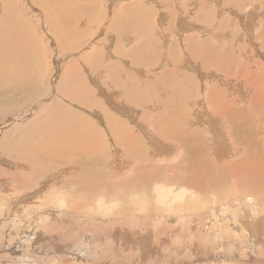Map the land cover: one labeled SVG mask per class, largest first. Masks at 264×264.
Segmentation results:
<instances>
[{"label": "bare ground", "instance_id": "6f19581e", "mask_svg": "<svg viewBox=\"0 0 264 264\" xmlns=\"http://www.w3.org/2000/svg\"><path fill=\"white\" fill-rule=\"evenodd\" d=\"M45 1L47 0H30L29 4H35L36 2V4L46 7L47 3ZM131 1L132 0H130V2ZM139 1L141 0L133 1L134 3H128V5L125 4L126 6L121 5L120 7L114 8L113 11L110 12L111 16L114 15V20L111 23V20H108L109 25L107 28V17H104L100 25H97L95 22V15H92L94 12L89 14V12L84 8L83 13L85 14L86 12V15H89V17L86 18V24L90 26L97 25L98 31L96 37L90 40V42H85L83 44L80 43L81 45H79V47L82 50H77L74 54L70 55L74 59L77 56L76 60L63 66L62 70L58 68L57 64H53L56 71L59 72L60 70L62 72V75L60 74V83L58 81L60 88H58L56 92L57 96H62L63 98L68 100L69 103L76 104L79 107H83L85 109L84 112L89 113V115L96 116L98 118L97 120L101 121L100 125L102 127L99 125L97 120H92L90 117H87L88 114L87 116H84L86 114L79 116L75 115L73 111H70L63 107V103L65 102L62 101L63 103H59V101L57 102L56 100L57 103H54L53 101V104L51 103L52 105H50L49 107L47 106V110L43 109L44 112H46L44 115L42 114L41 116H39L37 120L34 118L33 121L30 120L29 122L24 123H28L26 125L29 126L28 131L21 135V138L17 142H9L5 144L0 143V149L5 147L6 144L13 143L14 146H16V148L21 151L19 154H22L24 151L32 153V157L30 159L31 162L26 165L32 176L30 177L29 173H27L29 176L27 175L25 176V178H23L20 175L21 172L20 174L17 173L14 177V181H16V185L14 184L15 186L21 185V187L24 188L30 186L31 188L32 185L35 187L40 180L46 178V181L48 180L49 182L48 184H46V186L49 187L51 191L57 187L59 190L56 192H51L49 189H47L50 192L46 194H40L39 191V193H37L35 196L28 195L27 197L22 199V201H20V205L22 206L21 208L18 209L19 205H17V207L15 205V215L12 216L13 219H15V223L11 220V222H8L9 224H12V226H19V223H21L20 227L22 228V233L20 234L22 238L23 235H25L24 238H26L27 240L30 239L31 241V243L29 244H34L35 246L39 245L41 247L40 244L41 242H43L42 240H44L45 237L48 236V238H50L52 234L62 233L60 232V227L63 224V221L65 223L66 220L64 219H68L70 221L72 218V221L76 223L78 221L74 217H82V214L85 213L87 214L85 217V224L93 226L95 225V227L96 225H98L99 227H104L103 232H100L101 230L98 232L97 230V233L95 232V235L103 238L105 233H110V236L113 239H117L118 236H121L123 242L130 244V246L132 247H139L136 250L138 252V250L140 249L142 252H138L139 255H136L139 258L133 257V255H135L134 253L131 254V257H133V264H146V260L148 258H152L154 260V264H166L167 262H173V260L176 259V257L174 259L173 257H169L167 255L168 258L171 259L162 260L161 257L166 255V252H160L161 250L158 253V250L153 251L154 253H157L156 258L155 255L148 257L147 238L149 236L146 238L145 236L140 237L137 234L139 233V231L144 230H151L155 234H159V236L165 234L167 236L168 234L170 237H173L175 232L177 233L180 230V232L177 233V236L175 235L176 237L174 239L176 242L181 243V246L183 244L184 247L188 249V254L181 256L182 258L179 261L180 264H186L187 261L185 263V259H187L188 255H192L197 250H202L205 254V256L202 257L203 261L198 262L199 264H240L234 262L241 261L243 264H248L245 259H248L250 261L253 259L257 260L254 262H250V264H264L263 62L261 63L254 61L253 55L249 54L248 50H245V52H247L245 53L243 49L240 50L238 46H235L232 38L230 39L229 37L228 40H230L226 41V30L223 31V33L225 32V36L223 35V33L222 35L220 34V36H223L222 40H218V42L215 43L211 42L212 39L211 41L204 38L202 39V37H204V34L202 33L203 30H201V27H198L197 30L199 31H195L193 33L192 29V34L189 35L188 38L184 39L186 47L183 48V51H181V53H179L178 50L174 49L177 48V43L173 45L174 48H167L168 50L166 49V53L162 51L165 49V47L164 49L160 50L161 52L165 53L162 54L161 57H165L164 59L169 64L167 62H163L162 60L160 61H162V65H164L165 68L168 67V70L162 73L159 77L158 74L157 77L152 74V78L154 80L153 82H155L153 86L151 85V82H148L149 79L147 78H144V81H134L132 78H130V74H125V69H128V66L127 68H125L120 64L119 67L118 63H108V61L111 59L113 60L117 57V55H119V61H122L123 63L126 62V64L128 65V60L132 58V61L134 63H143L145 65V73L147 72L146 74L149 73L151 66L154 64V56L151 57L150 52H148V48L150 47V45L149 47L144 45L147 44V42H143V46L141 45V43L138 44V42L136 46H133L134 44H132L131 47H134L133 53L129 51L131 47L127 45V43L131 40V38L134 36V33L136 32V29L131 28L132 22L134 23L135 19L140 18L133 17L135 15V13L133 12V7L136 8L135 4L140 3ZM155 1L158 0H154V2ZM191 1L193 2V0H186L185 2H188L191 5ZM119 2L120 1L118 0L117 4H119ZM195 2L198 3L197 0ZM200 2L201 3H199L198 6H203V1ZM216 2L214 1L213 4ZM50 3L51 2H49V5ZM252 3L255 7L252 8L251 11L256 12L255 10H257L260 6H258L259 2L256 3L255 0ZM66 4L68 5V3ZM238 4L241 9L244 7V4L241 1ZM260 4V8H264V0H261ZM19 5L20 4L17 3V0H0V89L4 90L7 93L6 95L8 96H15L16 92L20 93V91L23 92L24 90L28 89H35L37 93L33 94L35 95L34 98L33 95H30L32 96L31 99L33 98V101L39 100L38 103L39 105H41V103L43 102L40 101L44 100V98L41 96L42 91L39 87V84L42 83L43 80H45L44 74L46 73L45 69L47 67L44 69V66H40L46 62V53L43 51L41 40H39L33 34V27L30 25L31 28H29L27 21H24L25 25L21 21V17L18 13L20 8ZM94 5L95 2H91L89 10L92 11ZM54 7H56V5ZM64 7L65 6H63L62 8ZM209 7H211V5ZM209 7L207 8L208 10L210 9ZM65 8H67V6ZM201 8L199 7L198 12L196 11V14L194 16L197 21L200 18H203L204 20L206 16L205 12L207 11V9L206 11H201ZM79 9L80 8H78V10ZM212 9L215 10L217 15L220 14L218 9ZM67 10H64V12ZM70 12L68 13L67 11L66 14H70ZM259 12H261V10ZM59 13H63V10L59 9V11L56 12L54 8L52 15L54 16L57 14V17H60L58 19L63 18V16H61ZM119 14L121 15L123 21H119V17H116L117 15L119 16ZM248 14H250L252 18H254V14L249 11ZM50 15L51 13L48 16ZM260 15H263L264 17V13L261 12ZM111 16L109 18H111ZM177 16L179 17V15ZM235 16L237 15L235 14ZM66 17L67 16H65V18ZM74 17L76 18L70 20L71 23H75V21L78 20L77 16ZM237 17L242 20V17ZM133 18L135 19L132 20ZM69 19L70 17H68L67 21H69ZM210 19L212 18L210 17ZM250 19L251 17L249 18V20ZM256 19H258L256 21V23L258 24L257 28H255L254 23H247V21H245V25L243 26L245 27L247 34L248 31L252 32V38H248V42H259V48L255 47V55H260V51L264 53V23L261 17H256ZM196 20H192L191 25L196 23ZM208 20L209 19H207V21ZM63 22L66 23L65 19ZM211 22H213V20ZM231 22L233 23V20ZM47 23V27L49 28L50 33H55V38H58L60 36V41L62 44L61 48L60 46L59 48L64 49L65 47L63 43L67 41L65 40L66 36H69L70 34L66 35V33L69 31L64 29L66 33L65 36H62L61 29H63V26L52 25V21L50 20L49 22L47 21ZM62 23L60 22L61 25ZM9 24H11V26H14L13 30H8ZM155 24L157 25V23ZM184 25L185 27L186 25L188 26L186 22L184 23ZM179 27L181 29L182 26ZM104 28H106L107 30L105 33H103ZM206 28H208V26ZM217 28L218 27H216V29ZM130 29L133 33H130ZM185 29H188V27ZM162 31H164V29ZM209 31H211L210 28H204L205 33ZM69 33H71V31ZM111 33L115 34L116 37L110 38L112 35ZM179 33L180 32H178V36ZM195 33H197L198 35H196ZM99 34H103L106 38H108V40L104 41V43L102 44L104 45L109 56H103L104 52L101 50V45L99 44L101 42L97 43L98 41H96L98 40L97 37ZM71 35H73V33ZM74 35H80V32H78V34L74 33ZM140 36L142 37V34ZM207 36L209 35H206V37ZM215 36L218 37L216 34ZM28 38V41H30V43L26 41ZM61 38L65 41H62ZM87 38H89V36ZM182 38L183 37H181V39ZM212 38L214 39V37ZM135 39L136 41L138 40V38H134L132 40ZM84 40L87 39L85 38ZM214 40H216V38ZM96 45H98V47ZM111 46H114L113 51L110 50ZM125 46L129 47L128 51L127 48L126 50L124 49ZM167 46L168 45H166V47ZM91 47L93 48L90 49ZM96 47L97 50H95ZM221 48H223L222 52L219 50ZM86 49H88L89 51L87 52ZM230 49L232 53H234V57L230 54ZM219 51L221 53H219ZM66 62L64 61V63ZM78 62H80L83 68V70L81 69V71L78 67ZM83 62H86V65L88 66L86 67L85 63L83 65ZM196 64L200 65L206 71L210 70V74L211 71L213 72L216 70V73L218 75L225 77L226 83L224 84V81H222L223 84H221L223 88H221V86H218V90L219 87L221 88L219 91H217L216 89L210 90L209 94H207V97H203V93L202 95H198V89H202L204 87V84L203 86L201 85V83L198 84V82L195 81L194 78L190 77L187 73V71ZM154 67L153 71L155 72V69H157L158 66ZM84 68H87L88 71ZM121 69H124V73L121 72ZM82 71L89 72V75L87 73V76H84L85 74ZM150 74L151 73H149V75ZM125 75L128 89L131 88L130 90H132V92L129 93H133V95L135 96L133 100L135 98H138L139 96L141 97V99L144 98L142 100H145L147 96L150 98V102H153L157 99V104H160V107H158L157 109L151 104L150 107L148 105L147 107L145 104L144 109L147 110L143 111V113L139 117L140 120L147 122V125H141L140 123L139 126H137L138 128L136 127L137 130L135 128L132 130L128 129L127 123L124 120L122 121L120 120V117H115L117 116V114L115 115V112H119L122 115L127 113L124 108L120 109L121 107H124L120 104L123 103V101L120 100V103H117L114 96V92L117 90L116 88H122L123 83L120 79H124ZM87 78H89L90 81L95 85L97 84L95 89L93 84V89L91 87L89 88L86 85ZM201 79H203L202 76ZM210 79L207 80L209 81ZM215 79L218 81V78ZM102 80L105 81L101 82ZM218 82L215 83L217 84ZM42 84H44V82ZM108 88L116 90L107 92L109 91ZM124 94L128 95L127 88L125 89ZM103 95L105 101L102 100L104 102H100V106L98 107V109L106 110L108 112L111 111L113 114L109 113L104 115V113H101L100 115L99 110H94L93 107H96V105L98 104L95 101L101 100ZM11 96L9 97V99L11 98ZM1 97L3 96L1 95ZM63 98L62 100H65ZM136 100L133 101V104ZM139 102L136 101L137 107H140V105L142 104V102ZM187 104H193L192 106H190L191 109ZM40 110H42V107ZM193 113L198 114L193 117ZM10 115L11 114H7L3 117L8 118V116ZM205 117H208V119H205ZM7 118L1 120L0 123L3 124L1 125L0 129L10 124H5V120ZM201 122L205 123L204 127L202 128L199 125V123L202 124ZM140 130H146V132ZM145 136H147L151 140V143L147 142L146 140L144 141ZM157 138L159 140H157ZM17 144H22L23 148ZM102 168L103 171L101 170ZM106 168L110 171H105ZM56 170H61L56 175V177L50 178L47 176L49 173L52 174ZM40 185H42V183ZM179 188H181L179 191L181 192L180 195H185L183 194V192H188L190 196H196L197 198H195L197 200L204 199L206 203L208 199L210 200V196H213L214 198L212 203L215 204L218 202L222 207L216 213L214 211L210 214L208 213V205L207 210H205L206 204H203L202 206L200 204L198 206L196 202H193L191 200L187 202L186 207L176 206L179 207L176 210H172L175 207H169L171 206V204L168 206V203L166 205L169 208L166 207L163 202L167 201L169 195V197H172L173 201L181 199L179 195H175L178 197L171 195L173 192L178 191ZM13 190H15V188ZM47 190H45L44 192H47ZM64 196H69L70 199L67 197L69 199L67 200ZM173 197L176 199H174ZM217 198H220L222 200L218 201ZM35 199L37 201V204L38 202H40V200H45L48 204L50 202H54L57 208L56 206L53 208H56L55 210H58L57 212L60 211V217L57 216L54 219L53 216H51V212L50 215L47 212H45L46 214L44 215V213L42 212L43 215H41V221L37 216H32L28 219L29 221H24L27 220L28 217L25 218V215L22 212L24 208L26 207L27 209V205H31V203H33L32 201ZM30 200L32 201L29 202ZM158 200H160L161 202H158ZM5 203H7V201ZM39 205L42 204H38L37 206L39 207ZM191 205L192 207H189ZM33 206L35 207V205ZM0 208L2 209L3 206ZM5 208H3L2 210H4ZM53 208L51 207V209ZM35 209H38L37 211H39L40 208L35 207ZM53 212L54 211H52V213ZM106 213L111 216L109 218L105 217L106 219L108 218L107 221L105 219V221L100 220L99 222L96 220L95 214L101 216ZM163 213H168L171 215L173 214L174 218L175 215H180L181 218H177L178 220H180V229L179 227L177 229V226L172 227L169 223L171 220L168 221V218H161L164 216H162ZM190 216L192 218L195 217V219H190ZM40 222H43L44 225ZM68 223L69 222H67V224ZM75 223H73V226L76 225ZM6 224L5 226H7ZM32 225H35L37 227V231H35L36 233L26 234V232L23 230L27 226L31 228ZM5 226L3 227L5 228ZM10 226L11 225H9V227ZM86 226L85 228H88ZM127 227H129V229H126ZM70 228L73 229L75 227ZM42 232L44 233L41 234ZM56 236L59 238V235ZM161 238L162 237L158 239ZM212 241H214V246L216 245L217 248L215 250H212V252H208L210 247L209 245H211L210 242ZM1 243L3 242L0 239V244ZM242 244H244L245 247L243 249H239ZM7 247L5 248V250L7 249ZM26 247L28 246L26 245ZM43 248L44 247L38 249L42 251L43 256L45 254H48L49 256V248H44L45 250ZM67 250L68 248L66 249L65 246L56 245L55 249L52 250L54 251L53 254H50L54 256V259H56L57 257V259H61L59 252H61L62 254L68 253V255H73L71 254L72 252L69 253V251ZM244 250L246 251V257L245 259H241L242 255H244ZM36 251L38 252L39 250L36 249ZM78 252L79 251H77L76 253ZM215 252L219 253L215 255ZM39 253L41 254V252ZM64 254L63 256H65ZM177 256L179 257V255ZM257 256L260 257L257 259ZM2 258H4V256H2ZM4 260L6 261L5 258ZM17 261H19V259ZM94 261H96V258H94ZM105 263L106 262L101 264ZM171 264L176 263L173 262Z\"/></svg>", "mask_w": 264, "mask_h": 264}, {"label": "rangeland", "instance_id": "374dc122", "mask_svg": "<svg viewBox=\"0 0 264 264\" xmlns=\"http://www.w3.org/2000/svg\"><path fill=\"white\" fill-rule=\"evenodd\" d=\"M24 1V2H23ZM29 1L30 0H17V3L20 4L19 5V15L21 17V21L23 22V24L25 25V22L27 21L28 23V27L31 28V26L33 27V34L35 35V37H37L39 40H41V43H42V48H43V51L46 53V62L41 65L40 67H43L46 71V73L44 74L45 75V80H43L44 84L40 83L39 84V87L42 91V97L44 98V100L40 101V102H43L41 103V105H39V100H35L33 101V98L35 95V93H37V91L34 89H28V90H24L23 92L20 91V93H17L15 94V96H11V98L9 99L10 96L6 95L7 93L0 89V122L1 120L7 118V117H3L4 115H7V114H11L10 116H8V118L5 120V124H9L8 126H5L4 128L0 129V143H9V142H17L20 138H21V135H23L26 131H28V127L29 126H26L28 123L24 124L25 122H29L30 120H34V118L37 120L39 118V116H41L42 114L44 115L46 112H44V110H47V106L49 107L50 105L53 104V101L54 103L59 101V103H63V107H65L66 109L70 110V111H73L75 115H83V114H86L84 116H88L87 117H90L92 120H97L98 118L96 116H92V115H89V113L87 112H84L85 109L83 107H79L78 105L76 104H71L69 103L68 100H66L65 98H63L62 96H57V90L58 88H60V85L58 84V81L60 83V78H61V75H62V72L60 70H62L63 66L71 63V62H74L77 58V56L75 57V59L73 57H71L70 55L74 54L77 50L78 51H81L82 49L79 47V45L85 43V42H90V40H92L94 37H96L97 35V31H98V28H97V25H100L101 21H103V18L104 17H107L106 19V28L108 27L109 25V22L108 20L110 19V23L114 20V15L111 16V11H113L114 8L116 7H120L121 5H125L128 3H132L133 1H137V0H132L130 2V0H119V4L118 3V0H57V1H54V0H47L45 1L46 3V7L43 5H38L34 3H31L29 4ZM72 1V2H71ZM77 1V2H76ZM109 1V2H108ZM112 1V2H111ZM166 1V2H165ZM158 0V1H155L154 0H141L139 1L140 3H137L135 4L136 8L133 7V12L135 13V15L133 17L137 18V17H140V18H133L132 20H134V23L132 22V26L131 28L132 29H136V32L134 33V38H138V40L136 41L135 40H132L134 39L133 37L131 38V40L127 43L128 46H132V44H134L133 46H136L137 45V42L138 44L141 43V45L143 46V44L145 42H147V44H144L146 45L147 47H150L148 48V52H150L151 54V57H153V61H154V66H158L157 69H155V72L153 71V65L151 66L150 68V71L149 73H151L149 75L145 73V65L143 63H134L132 61V58L130 60H128V65L125 63H123L122 61L120 62L119 60V55H117L116 58H114L113 60H109L108 63H118V66L120 67V64L122 66H124L125 68H127L128 66V69H125L126 73L125 74H130V78H132L134 81H144L146 78L149 79L148 82L150 83L151 82V85L153 86L155 84V82H153V78H152V74L155 75V77H157V74H158V77L164 73L166 70H168V65L166 66L167 68H165L164 65H162V61L163 62H167L164 58L165 57H161L162 54H165L167 52V50L171 47L174 48L173 45H175V43H177V48H174L176 50H178L179 53H181V51H183V48L186 47V44L184 43V39L185 38H188L189 35L192 34V29H193V33L195 31H199L197 30L198 27H201V30H203V34H204V37H202V39H207L209 41H212L211 42H215L217 43L218 40H222L223 36H220V34L222 35L223 31L226 30V34L227 36H225V32L223 33V35L226 37V41H229L231 38L235 44V46H238L239 49H243V51L245 52V50H248L249 51V54H252L253 55V60L256 61V62H263L262 64L264 65V53H262V51H260V55L259 54H256L255 55V47H258L260 46L259 42L257 44V42H248L249 39L248 38H252V32H249L248 31V34H247V31L245 30V27L243 25H245V21H247V23H254L255 25V28H257V23L256 21L258 19L257 18H262L263 20V23H264V17L263 15H260V13H264L263 9L264 8H260L261 4V0L258 1L256 0V3L259 2L258 6L259 8L257 10H255L256 12H252L251 9L254 8V4L252 3L253 1L255 0H214L216 3L213 4V0H197V2H195L196 0H193V2L191 1V5L188 3V2H185L186 0ZM181 1V2H180ZM189 1V0H188ZM200 1H203V6H198L199 3H201ZM242 2L244 4V7L241 9V7L239 6V2ZM49 2L50 5H51V8H50V5H49ZM55 2H58V3H55ZM64 2V3H63ZM68 3V5L66 3ZM91 2H95V5L93 6L94 8H92V11L89 10V6H90V3ZM114 2V4H113ZM116 2V3H115ZM143 2V3H142ZM153 2V3H152ZM185 2V3H183ZM73 5H72V4ZM98 3V4H97ZM110 3V4H109ZM134 3V2H133ZM142 3V4H141ZM177 3V4H176ZM181 3V4H180ZM183 3V5H182ZM188 3V4H187ZM252 3V5H251ZM57 4H58V7H57ZM70 4V6H69ZM75 4V5H74ZM117 4V5H116ZM195 4V5H193ZM226 4V5H225ZM25 5V7H24ZM56 5V7H54ZM62 5V6H61ZM142 5V6H141ZM177 5V6H176ZM187 5V6H186ZM193 5V6H192ZM211 5V7H209ZM32 6V7H31ZM35 6V7H33ZM41 6V7H39ZM63 6H67V8H62ZM74 8H73V7ZM78 6V7H77ZM82 6V7H81ZM106 6V7H105ZM109 6V7H108ZM113 6V7H112ZM126 6V5H125ZM134 6V5H132ZM205 6V7H204ZM207 6V7H206ZM185 7V8H184ZM187 7V8H186ZM189 7V8H188ZM192 7V8H191ZM199 7L201 8L200 10L201 11H206V9L209 7L210 9L205 12L206 13V16H205V19L203 20V18H200L198 21L194 18L195 14H196V11L198 12V9ZM24 8V9H23ZM37 8V9H36ZM43 8V9H42ZM47 8V9H46ZM55 8V11L58 12L59 9L60 10H63V13H59L61 16H63V18L61 19H58L60 18L59 16L57 17V14L56 15H52V12H53V9ZM78 8H80L78 10ZM84 8L89 12V14H91L92 12H94L92 15H95V22L97 25L95 26H90V25H87L86 24V18L89 17V15H86V12L85 14L83 13V10ZM107 8V9H106ZM110 8V9H109ZM147 8V10H146ZM205 8V9H204ZM212 8L214 9H218V11L220 12V14L217 15V13L215 12V10H213ZM224 8V9H223ZM238 8V9H237ZM46 9V11H45ZM50 9V10H49ZM138 9V10H137ZM159 9V10H158ZM187 11H186V10ZM249 9V10H248ZM44 10V11H43ZM49 10V11H47ZM64 10H67L68 13L70 12V14H66L67 11L64 12ZM95 10V11H94ZM178 10V11H177ZM223 10V11H222ZM261 10V12H259ZM18 11V10H17ZM21 11V12H20ZM38 11V12H37ZM74 11V13H73ZM164 11V12H163ZM180 11V12H179ZM194 11V12H192ZM212 11V12H211ZM214 11V13H213ZM217 11V10H216ZM217 11V12H218ZM248 11L251 12L252 14H254V18H252V16L250 14H248ZM41 12V13H40ZM43 12V13H42ZM45 12V13H44ZM51 13L50 16H48L49 14ZM132 12V14H133ZM161 12V13H159ZM188 12V13H186ZM209 12V13H208ZM227 12V14H226ZM73 13V14H72ZM81 15H80V14ZM179 13V14H178ZM194 13V14H193ZM243 15H242V14ZM258 13V14H257ZM43 14V15H42ZM64 14V15H63ZM66 14V15H65ZM84 14V15H82ZM139 14V15H138ZM168 14V15H167ZM198 14V13H197ZM235 14L237 16H240L242 17V20H240L237 16H235ZM247 14V15H246ZM159 15V17H158ZM179 15V17L177 16ZM213 15H216V16H213ZM234 15V16H233ZM246 15V16H245ZM249 15V16H248ZM23 16V17H22ZM65 16H67L65 18ZM74 16H77V21H75V23H71L70 20L76 18ZM111 16V18H109ZM165 16V17H164ZM182 16V17H181ZM245 18H244V17ZM42 17V18H40ZM50 17V18H48ZM53 17V18H52ZM55 17V18H54ZM57 17V18H56ZM68 17H70L69 21L68 20ZM118 18L119 21H123L121 15L119 14V16L117 15L116 16ZM154 17H157V18H154ZM170 17V18H169ZM178 17V18H177ZM190 17V18H189ZM210 17L212 19H210ZM214 17V18H213ZM216 17V18H215ZM247 17V19H246ZM251 17V19L253 20H249V18ZM39 18V19H38ZM121 18V19H120ZM160 18V19H159ZM52 21V25H57V26H63L61 29L62 31V36L64 35L65 36V33L66 31L65 30H68L69 32L71 31V33L67 32L66 35H69V36H66V39L67 40L66 42L63 43L64 45V49H60L61 48V41H60V36L58 38H55L56 37V34L55 33H50V30L49 28L47 27L48 23L47 21L49 22V20ZM57 19V20H56ZM65 19L66 23L63 22ZM140 19V20H139ZM146 19V20H145ZM150 19V20H149ZM163 21H162V20ZM176 19H177V22H176ZM207 19H209L207 21ZM215 19V21H214ZM42 20V21H41ZM56 22H55V21ZM62 23V25L60 24V22ZM143 20V21H142ZM152 20V21H151ZM154 20V21H153ZM182 20V21H180ZM192 20H196L197 24L194 23L191 25V22ZM213 20V22L211 21ZM233 20V23L231 22ZM25 21V22H24ZM227 21V22H226ZM242 21V22H240ZM70 22V24H69ZM130 22V21H129ZM148 22V23H147ZM150 22H151V26H150ZM153 22V24H152ZM186 22L188 24V26L184 25V23ZM202 22H205V23H202ZM216 22V23H215ZM221 22V23H220ZM40 23V24H39ZM59 23V24H58ZM147 23V24H146ZM157 23V25L155 24ZM162 23V24H161ZM176 23V24H175ZM244 23V24H243ZM256 23V24H255ZM131 24V23H130ZM207 24V25H206ZM209 24V25H208ZM31 25V26H30ZM66 27H65V26ZM174 27H173V26ZM177 25V26H176ZM184 25V26H183ZM190 25V26H189ZM201 25V26H200ZM202 25H203V29H202ZM213 25V26H212ZM223 25V27H222ZM228 25V26H227ZM261 25V24H259ZM7 26V25H6ZM11 24H9V27H8V30H13V27L14 26H11ZM134 26V27H133ZM143 26V27H142ZM179 26H182L181 29ZM195 26V27H194ZM208 26V28H206ZM218 27L216 29V27ZM137 27V28H136ZM146 27V28H145ZM153 29H152V28ZM156 27V28H155ZM158 27V28H157ZM178 27V28H177ZM188 29H185L187 28ZM190 27V28H189ZM192 27V28H191ZM222 27V28H220ZM260 27V26H258ZM106 28H104V32L105 33L107 30ZM145 28V30H144ZM204 28L205 29H209L211 31L209 32H213V33H209V32H204ZM226 28V29H225ZM231 28V29H230ZM15 29H16V26H15ZM65 29V30H64ZM141 29V30H140ZM147 29V30H146ZM164 29V31H162ZM167 29V30H166ZM179 29V30H178ZM181 30V31H180ZM236 32H235V31ZM256 30V29H255ZM254 30V31H255ZM260 30V29H259ZM257 30V31H259ZM74 31V32H73ZM156 33H154V32ZM173 31V32H172ZM232 31V32H230ZM78 32H80V35H74L75 34H78ZM142 32V33H141ZM144 32V33H143ZM147 32V33H146ZM178 32L179 33V36H178ZM183 35H182V33ZM73 33V35H71ZM114 33V32H113ZM111 33V37L110 38H115L116 35ZM130 33H133L130 29ZM138 33V35H137ZM153 33V34H152ZM142 34V37L140 36ZM174 34V35H173ZM196 35H198L197 33H195ZM215 34L218 36L216 37ZM50 35V36H49ZM137 35V37H136ZM176 35V36H175ZM181 35V36H180ZM206 35H209L206 37ZM255 35V33H254ZM89 36V38H87ZM108 36V35H107ZM160 36V38H159ZM163 36V37H162ZM54 37V38H53ZM109 37V36H108ZM144 37V38H143ZM149 37V38H148ZM166 37V38H165ZM181 37H183L181 39ZM206 37V38H205ZM212 37H214V39L216 38V40H214ZM230 37V39L228 40V38ZM87 39V40H84V39ZM254 38V37H253ZM98 41L97 43H99L101 45V50L104 52L103 56H109V54H107V51L104 47V45L102 43H104V41L108 40V38H106L103 34H99L98 37H97ZM29 38L26 40L28 41ZM59 40V41H58ZM61 40L63 41L64 39L61 38ZM64 40V41H65ZM58 41V42H57ZM135 41V42H133ZM144 42V43H143ZM162 42V43H161ZM28 43H30V41H28ZM60 43V44H59ZM81 43V44H80ZM131 45H130V44ZM165 43V44H164ZM183 43V44H182ZM165 46H164V45ZM227 44V43H225ZM94 45H95V42H94ZM161 45V46H160ZM163 45V46H162ZM166 45H168L166 47ZM256 45V46H255ZM60 46V48H59ZM98 47V45H96ZM128 46H125L124 49L126 50L127 48V51L129 49ZM246 46V47H244ZM97 47L95 50H97ZM112 47V46H111ZM110 47V50L113 51V48L114 46L111 48ZM155 47V48H154ZM165 47V49H164ZM176 47V46H175ZM93 47H91L90 49H92ZM104 50H103V49ZM134 47H131L129 49V51L131 53H133ZM139 48H142V47H139ZM161 48V49H160ZM168 48V49H167ZM259 48V47H258ZM164 49V50H162ZM167 49V50H166ZM160 50L164 51L165 53L161 52ZM166 50V51H165ZM221 52L223 50V48L219 49ZM86 51L88 52L89 50L86 49ZM109 51V50H108ZM219 51V53H221ZM230 54L234 57V53H232L231 49L229 50ZM264 52V51H263ZM247 53V52H245ZM139 54V53H138ZM154 54V55H153ZM184 54V53H183ZM263 54V55H261ZM66 56H69V57H66ZM255 56V57H254ZM261 57V58H260ZM69 58V59H68ZM71 58V59H70ZM255 58V59H254ZM259 58V60H258ZM155 59V60H154ZM118 60V61H117ZM162 60V61H160ZM261 60V61H260ZM64 61L66 63H64ZM245 61V60H244ZM120 62V63H119ZM158 62V63H157ZM79 63V69L81 71V69L83 70L80 62ZM85 63V66L87 67L88 65H86V62H83V65ZM132 63V64H131ZM161 63V64H160ZM168 63V62H167ZM53 64H57L58 68H60L59 72L55 70V66ZM131 64V65H130ZM169 64V63H168ZM144 65V66H143ZM239 65V64H238ZM56 66V67H57ZM164 68H163V67ZM155 68V67H154ZM85 69V68H84ZM87 69V68H86ZM85 69V70H86ZM51 70V71H50ZM157 70V72H156ZM263 70H264V67H263ZM53 71V72H52ZM64 71V70H63ZM88 71V69H87ZM84 72L82 71L83 75L84 76H87V73L89 75V72ZM189 71V72H188ZM187 71L188 75L192 78H194L195 81L198 82V84L201 83V85L203 86L204 84V87L202 89H198V95H202L203 93V97H207L210 92V90H213V89H216L217 91H219L222 87L221 84H223L222 81H224V84L226 83L225 81V77H222L220 75H218L215 71H211V74H210V70L206 71L205 69H203L200 65H194L193 67H191L189 70ZM121 72L124 73V69H121ZM209 72V73H208ZM138 73V74H136ZM195 73V74H194ZM61 74V75H60ZM106 74V73H105ZM143 74V75H142ZM209 74V75H208ZM213 74V75H212ZM137 75V76H136ZM146 75V76H145ZM200 75V76H199ZM151 76V77H150ZM197 78H196V77ZM201 76L203 77V79H201ZM49 77V78H48ZM90 77V76H89ZM145 78V79H144ZM211 78V79H210ZM214 78V79H213ZM215 78H218V81L215 79ZM223 78V79H222ZM49 79V80H48ZM88 79V80H87ZM86 79V85L90 88L93 89V85H94V89L96 88L97 84L95 85L94 83H92L90 81L89 78ZM136 79V80H135ZM207 79H210L209 81ZM48 80V81H47ZM97 80V79H96ZM122 80V88L118 89L116 88L115 90L112 89V88H108L109 91H106L107 92H110V91H115L114 92V96L116 98V102L120 103V100L123 101V103H120L121 105H123L124 107H121L120 109L124 108L125 111H127L126 114L122 115L120 114L119 112H115V115L117 114V116H115L116 118L120 117V120H124L126 123H127V128L132 130V129H136L137 130V126H139V124L141 123V125L143 124H146L147 125V122L145 121H142L140 120V117L141 114L143 113V111H146L147 109H144L145 107V104L146 106L148 105L149 107L151 105H153L156 109L158 107H160L159 105L160 104H157L158 100H154L153 102L151 101L150 102V98L146 96L145 100H142L144 98L141 99V97L139 96L138 98H135L134 100H136L137 102L141 103L142 104L140 105V107H137L136 105V101L134 102L133 104V98L135 97L133 95V93H129V92H132V90L128 89V84H126V75H125V78L123 79H120ZM204 80V82H203ZM92 81H93V78H92ZM105 80H102L101 82H103ZM156 81V80H155ZM159 81V80H158ZM157 81V82H158ZM89 82V83H88ZM215 82H218L217 84ZM221 82V83H220ZM91 83V84H90ZM213 83V84H212ZM93 84V85H92ZM209 84V85H207ZM220 84V85H219ZM44 85V86H43ZM59 85V86H58ZM212 85V86H211ZM46 86V87H45ZM209 86V87H208ZM218 86H221V88L219 87V90L217 89ZM131 87V86H130ZM214 87V88H213ZM216 87V88H215ZM7 88V87H5ZM3 88V89H5ZM46 88V89H44ZM127 88V91H128V95L127 94H124L125 92V89ZM210 88V89H209ZM9 89V88H8ZM124 89V91H123ZM30 90V92H29ZM47 90V91H46ZM55 90V91H54ZM209 90V91H208ZM33 91V92H32ZM19 92V91H18ZM44 92V93H43ZM208 92V93H207ZM29 93V94H28ZM31 93V94H30ZM44 94V96H43ZM56 94V95H55ZM1 95L3 97H1ZM30 95H33V98L31 99L32 96ZM120 95V96H119ZM205 95V96H204ZM8 96V97H6ZM17 96V97H16ZM117 96V97H116ZM65 99V100H62V98ZM132 99H131V98ZM8 98V99H6ZM36 98V97H35ZM126 98V99H125ZM61 99V100H60ZM97 99V98H96ZM129 99V100H128ZM140 99V100H139ZM146 99H147V102H146ZM149 99V100H148ZM104 100V95L102 96V99L101 100H96L95 102H97L96 104V107H93L95 111H100V115L101 113H104V115L106 114H109V113H112L111 111H106V110H100L98 109V107L100 106V102ZM131 100V102H130ZM52 101V102H51ZM63 101V102H62ZM105 101V100H104ZM102 101V102H104ZM56 102V103H57ZM52 103V104H51ZM116 103V104H117ZM155 103V105H154ZM133 104V105H132ZM151 104V105H150ZM188 107L191 109L190 106H192L193 104H187ZM126 106V107H125ZM147 106V107H148ZM42 107V110H40ZM137 107V108H136ZM143 107V108H142ZM187 107V106H186ZM140 108V109H139ZM28 111H27V110ZM37 109V110H36ZM44 109V110H43ZM73 109V110H72ZM128 109V110H126ZM28 112V113H26ZM34 112V113H33ZM36 112V113H35ZM141 112V113H140ZM130 113V114H129ZM36 114V115H35ZM113 114V113H112ZM198 114V113H197ZM197 114L193 113V117L196 116ZM99 115V116H100ZM127 115V117H126ZM130 115V116H129ZM134 115V116H132ZM154 115V114H152ZM15 116V117H14ZM125 116V117H124ZM10 117V118H9ZM129 117V118H128ZM152 117V116H151ZM24 118V119H23ZM94 118V119H93ZM123 118H126V119H123ZM14 119V120H13ZM129 119V120H128ZM205 119H208V117H205ZM135 120V121H134ZM137 120V122H136ZM197 120V118H196ZM140 121V122H139ZM97 122L99 123V125L101 124V121H98ZM129 122V123H128ZM132 122V123H131ZM136 122V123H135ZM144 122V123H143ZM155 123V122H154ZM153 123V124H154ZM202 123V122H201ZM3 123H0V128H1V125ZM129 124V125H128ZM136 124V125H135ZM151 124V123H150ZM200 127H204L205 123L203 122L202 124H200ZM101 126V125H100ZM102 127V126H101ZM137 127V128H136ZM140 131H144L146 132V130H140ZM157 137V136H156ZM147 141V142H150L151 140L145 136L144 137V141ZM157 140H159L157 138ZM151 143V142H150ZM149 143V144H150ZM19 145L20 147H22L23 145L22 144H17ZM148 145V144H147ZM185 146V145H184ZM13 148V149H12ZM23 148V147H22ZM16 152V153H15ZM21 151L16 148V146H14L13 143L11 144H6L5 147L1 148L0 149V194L2 192V194L0 195V207L3 206V208H5L4 210H0V239L3 243L0 244V262L1 264H101V263H104L106 262L105 264H133L132 263V260H133V257L135 258H139L138 256L136 255H139L138 252L142 253L141 250L139 249L138 252L136 251L138 248L137 247H132L130 246V244L128 243H125L123 242V240L121 239V236L117 237V239H113L111 236H110V233H105L103 238L98 236V235H95V232L97 233V230L98 232H103L104 231V227H99L98 225H87L85 224V217L87 214H82V217L79 216V218L77 217H74L76 218V220L78 222H74L72 221V218L71 220L69 221L68 219H64L66 220L65 223L64 221L62 222L63 226L61 225L60 227V232L62 233H59V234H52V236L50 238L45 237L44 240H42L43 242H41V247H44L45 249L46 248H49V252L53 254L54 251H52L53 249H55L56 245H61V246H65V248L70 252H72L71 254L73 255H68V253H63L65 256H63V254L61 252H59V255H60V258L61 259H54V256H52L50 253H49V256L48 254H45L44 256L42 255V251L38 248H41L39 245L38 246H35L34 244H29L31 243L30 239H26L24 238L25 235H23V238L21 236L20 233H22V228L20 227L21 223H19L18 225L19 226H15L12 224H9L8 221H13L15 219H13L12 216H14L15 214V209L17 207V205H19L18 209L21 208L22 206L20 205V201H22V199H24L25 197H27L28 195L30 196H35L37 193H39L40 191V194H43V193H48L51 191V189L49 187L46 186V184H48V180L46 181V178L42 179V180H36V181H39L38 184L34 187L31 185V189L30 186H28L27 188H24V187H21V185L19 186H15L16 185V181H14V177L16 176V174H20L21 172V177L25 178V176H27L29 173L30 177L32 176V174L30 173V171L28 170V167H26V165H28L32 157V153L31 152H26L24 151L22 154H19ZM7 155V156H6ZM10 155V156H9ZM27 156V157H26ZM30 157V158H29ZM24 159H28V160H24ZM109 159V158H108ZM108 159H105V160H108ZM19 161V162H18ZM33 162V161H32ZM9 164V165H8ZM20 164V165H19ZM169 165V164H168ZM5 167V168H4ZM103 171V168L101 169ZM61 170H56L54 173H49L47 176L50 177V178H54L56 177V175L60 172ZM105 171H110L109 169L106 168ZM3 172V173H2ZM66 172V171H65ZM23 173V174H22ZM4 176H3V175ZM25 174V175H24ZM28 175V176H29ZM52 175V176H51ZM4 178V179H3ZM7 179V180H6ZM6 182H5V181ZM13 180V181H12ZM24 180V179H23ZM43 181V182H41ZM45 181V182H44ZM14 182V183H13ZM3 183V184H1ZM11 183V184H10ZM42 183V185H40ZM10 184V185H9ZM15 184V185H14ZM7 185V186H6ZM40 185V186H38ZM2 186V187H1ZM10 186V187H9ZM15 186V187H14ZM38 186V187H37ZM15 190H13L14 188ZM19 187V188H18ZM11 188V190H10ZM18 188V189H17ZM40 188V190H39ZM43 188V190H42ZM55 188V187H54ZM4 189V190H2ZM6 189V190H5ZM24 189V190H22ZM28 189V190H27ZM49 189L50 191L47 190V192H44L45 190ZM181 188H179L178 191H175L173 192L171 195L175 196V195H179V197H181L180 200L177 199V201H173L172 197H169L168 196V199L167 201L163 202L164 205H167L169 206L171 204V206L169 207H175L174 209L172 210H176L177 208L179 207H186V204L189 200L193 201V202H196L198 204V206L201 204V206L203 204H206L205 206V210H207V205L209 206L208 208V213H213L215 211V213L217 211H219L221 209L222 206H220V204L217 202L215 204L212 203L213 201V196H210V200L208 199L207 200V203L205 202V200H201V199H196L197 197L196 196H193L192 195L190 196V194L187 192H183V194L185 195H180L181 192L180 191ZM19 190V191H18ZM30 190V191H29ZM42 190V191H41ZM177 190V189H176ZM14 193H13V192ZM22 191V192H20ZM28 191V192H27ZM53 191H59L58 190V187L53 189L51 192ZM31 194H30V193ZM177 193V194H176ZM33 194V195H32ZM63 194V193H62ZM194 195V194H193ZM185 196V197H184ZM66 197L67 200L70 199L69 196H64ZM69 199H68V198ZM175 197H178V196H175ZM196 197V198H195ZM245 197V196H243ZM3 198V199H1ZM19 198V199H17ZM174 198V197H173ZM254 198V197H252ZM176 199V198H174ZM218 201L222 200L220 198H217ZM216 199V200H217ZM183 200V201H182ZM200 200V201H199ZM7 201V203H5ZM18 201V202H17ZM32 200H30L29 202H31ZM160 200H158L159 202ZM179 201V202H178ZM202 201V202H201ZM17 204H16V203ZM33 203H31V205H35L36 208H40L39 211H37L38 209H35V207L31 206V205H27V209L26 207L24 208L23 212L24 215H25V218H27V220H24V221H29L28 219L32 216H37L38 219L41 221V215H44L46 214L45 212H47L49 215H50V212H51V216H53V218L55 219V217H60L61 213L57 212L58 210H55L57 208L56 204L53 202V203H47L45 200L38 202V204H42V205H39V207L37 206V201L36 199L32 201ZM44 202V204H43ZM161 202V201H160ZM46 203V204H45ZM176 203V204H175ZM158 204V203H157ZM181 204V205H180ZM12 205V206H11ZM16 205V207H15ZM44 205H48L47 207L44 206ZM53 205V206H52ZM166 205V207H168ZM213 205V207H212ZM219 205V206H218ZM9 206V207H8ZM45 208H44V207ZM56 208H53L55 207ZM97 206V205H96ZM176 206H179V207H176ZM200 206V207H201ZM33 209H32V208ZM51 207L54 209H51ZM168 207V208H169ZM189 207H192L189 206ZM211 207V208H210ZM219 207V208H218ZM32 210H31V209ZM215 210H213V209ZM30 209V210H28ZM49 209V211H48ZM13 210V211H11ZM45 210V211H44ZM170 210V209H168ZM213 210V211H212ZM8 211V212H7ZM52 211H54L52 213ZM58 213H56V212ZM13 212V214H12ZM43 212V213H42ZM199 212V211H198ZM10 213V214H9ZM26 213V214H25ZM31 213V214H30ZM33 213V214H32ZM41 213V214H40ZM56 213V214H55ZM35 214V215H34ZM56 216H55V215ZM167 214V215H166ZM9 215V216H8ZM94 215V214H93ZM125 215V214H124ZM164 215V216H163ZM175 215V214H174ZM72 216V215H70ZM96 216V217H95ZM95 218L96 220L99 222L100 220H106L111 217L109 216V214H104V215H97L95 214ZM163 217L161 218H168V221H170V225L172 227H176L177 226V229L181 226H179V221L178 220L180 217V215H175V218L173 216V214H168V213H163L162 214ZM5 217V218H4ZM44 217V216H42ZM98 217V218H97ZM105 217H108L107 219ZM132 217V216H130ZM24 218V217H23ZM172 218V219H171ZM178 218V219H177ZM190 219H195V217H189ZM6 219V220H5ZM80 219V221H79ZM174 219V220H173ZM68 220V221H67ZM104 220V221H105ZM10 221V222H11ZM8 222V223H7ZM18 222V221H17ZM55 222V221H54ZM67 222H69L67 224ZM154 222V221H153ZM7 223V224H6ZM15 223V222H14ZM44 225L43 222H40ZM75 223L76 225L73 226ZM78 223V224H77ZM5 224L7 226H5ZM35 224V223H34ZM85 224V225H84ZM176 224V225H175ZM9 225H11L9 227ZM36 225V224H35ZM35 225H32L31 228L30 227H26L23 231L26 232V234H33V233H36L35 231H37V227ZM87 225V226H86ZM155 225V224H153ZM5 226V228L3 227ZM88 227V228H85ZM7 227V228H6ZM36 227V228H35ZM70 227H75L73 229H71ZM91 227V228H89ZM169 227V225H168ZM2 228V229H1ZM16 228V229H15ZM21 228V229H20ZM31 230H30V229ZM6 229V230H4ZM89 229V230H88ZM103 229V230H102ZM126 229H129V227H127ZM149 229V228H148ZM182 229V228H181ZM9 230V231H8ZM28 230V231H26ZM92 230V231H91ZM11 231V232H10ZM21 231V232H20ZM40 231V230H39ZM87 231V232H86ZM149 231V232H147ZM178 231V230H177ZM41 232V231H40ZM145 232V233H144ZM180 230L177 232L179 233ZM15 233V235H14ZM44 232H42L41 234H43ZM144 233V234H143ZM168 233V232H167ZM177 233L175 232V234L173 235V237H170L168 234L166 236L165 235H162V236H159V234H155L153 231L151 230H144V231H139V233H137L140 237H148L147 238V256H153L155 255V258H156V254L160 251V252H166V255L162 256L161 259L162 260H170L171 258H168L169 257H173L175 260H173V262H175L176 264H180L179 261L181 260V256H184L185 254H188V249H186L184 247V245L182 244L181 246V243H178L175 241V237L177 236ZM147 234V235H146ZM56 235H59V238L56 236ZM63 235V236H62ZM85 235V236H83ZM93 235V236H92ZM176 235V236H175ZM12 236V237H11ZM18 236V237H17ZM21 236V238H20ZM9 237V238H8ZM27 237V236H26ZM54 237V238H53ZM162 237L161 239H158V238ZM12 238V239H11ZM18 238V240H17ZM152 238V239H151ZM4 239V240H3ZM7 239V240H6ZM21 241H20V240ZM61 239V240H60ZM167 239V240H166ZM172 239V240H171ZM46 240V241H45ZM116 240V241H115ZM151 240V241H150ZM7 241V242H6ZM19 241V243H18ZM149 241V243H148ZM160 241V242H159ZM163 243H162V242ZM11 242V243H10ZM17 244H16V243ZM173 243V244H172ZM12 244V245H11ZM16 244V246H15ZM20 244V245H19ZM168 244V245H167ZM211 245H209V251L208 252H212V250H215L217 247L216 245L214 246V241L210 242ZM26 245L28 247H26ZM32 247H31V246ZM50 245V246H49ZM162 245V246H161ZM9 248H8V247ZM161 246V247H160ZM167 246V247H166ZM172 246V247H171ZM178 246V247H177ZM7 247V249L5 250V248ZM32 249H31V248ZM51 247V248H50ZM109 247V248H107ZM133 249H132V248ZM180 247V249H179ZM245 246L244 244H242L240 246L239 249H243ZM3 248V249H2ZM11 248V249H10ZM14 248V250H13ZM43 248V249H44ZM131 248V249H130ZM153 248V249H152ZM157 248V249H155ZM161 248V249H160ZM164 248V249H163ZM183 248V249H182ZM21 252H20V250ZM29 249V250H28ZM35 249V250H34ZM39 250L38 252L36 251ZM44 249V250H45ZM163 249V250H162ZM166 249V250H165ZM179 249V250H178ZM182 249V250H181ZM17 250V251H16ZM19 250V252H18ZM24 250V252H23ZM48 250V249H47ZM158 250V251H157ZM11 251V252H10ZM14 251V252H13ZM35 251V252H34ZM63 251V250H62ZM77 251H79L78 253H76ZM153 251H157V253H154ZM245 251V250H244ZM261 251V250H260ZM17 252V253H16ZM32 252V253H31ZM41 252V254L39 253ZM121 252V253H120ZM207 252V253H208ZM36 253V254H35ZM135 254L133 255V257H131V254ZM217 253L219 252H215L214 254L216 255ZM197 254V255H196ZM253 254V253H252ZM37 255V256H36ZM51 255V256H50ZM85 255V256H84ZM168 255V256H167ZM179 255V257L177 256ZM225 255V254H223ZM2 256H4V258L6 259V261L4 260V258H2ZM8 256V257H7ZM20 256V257H19ZM40 256V257H39ZM48 256V257H47ZM166 256V257H165ZM205 256L204 254V251L202 250H197L196 252H194L192 255H188L187 259H185V263L187 261L186 264H199L198 262H202L203 259L202 257ZM42 257V258H41ZM195 257V258H193ZM246 257V251L244 252V255H242L241 259H245ZM260 257V256H259ZM257 256V259L259 258ZM39 260H38V259ZM94 258H96V261H94ZM158 258V257H157ZM184 258V257H183ZM201 258V259H200ZM263 258H264V254H263ZM9 259V260H7ZM19 259V261H17ZM29 259V260H28ZM37 259V261H36ZM24 260V261H23ZM27 260V261H26ZM193 260V261H191ZM3 261V262H2ZM53 261V262H52ZM100 261V262H99ZM246 262H248V264H250V262H254V261H257V260H248V259H245ZM9 262V263H8ZM13 262V263H12ZM34 262V263H33ZM56 262V263H55ZM173 262H167L166 264H171ZM191 262V263H190ZM196 262V263H195ZM262 262V261H260ZM148 263H152L154 264V260L152 258H148L146 260V264ZM234 263H242L241 262H234ZM218 264V263H216ZM243 264V263H242Z\"/></svg>", "mask_w": 264, "mask_h": 264}]
</instances>
